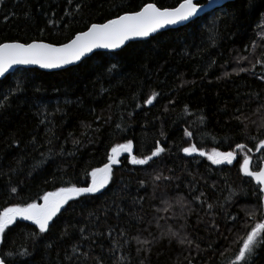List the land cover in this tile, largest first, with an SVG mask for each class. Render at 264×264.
Here are the masks:
<instances>
[{
  "label": "trees",
  "instance_id": "trees-1",
  "mask_svg": "<svg viewBox=\"0 0 264 264\" xmlns=\"http://www.w3.org/2000/svg\"><path fill=\"white\" fill-rule=\"evenodd\" d=\"M184 1L0 0V45H63ZM127 144L133 157L121 153L106 186L89 191ZM263 145L264 0L227 2L63 70L19 68L0 81V218L87 191L46 229L6 226L0 264H264L262 194L243 173L246 161L259 170ZM214 151L233 161L216 164Z\"/></svg>",
  "mask_w": 264,
  "mask_h": 264
},
{
  "label": "water",
  "instance_id": "water-1",
  "mask_svg": "<svg viewBox=\"0 0 264 264\" xmlns=\"http://www.w3.org/2000/svg\"><path fill=\"white\" fill-rule=\"evenodd\" d=\"M197 1L185 0L173 9H161L155 4H148L138 12L94 24L63 45L45 41L4 43L0 45V81L19 68L59 71L80 64L96 52L120 51L130 42L148 40L160 32L185 26L206 12L234 0H206L204 4H198ZM121 153L133 157L125 146L117 148L115 157L103 168L107 178L110 168L117 165ZM243 173L260 187L264 212V161L257 171H252L249 162H245ZM86 191L84 189L77 195Z\"/></svg>",
  "mask_w": 264,
  "mask_h": 264
},
{
  "label": "rangeland",
  "instance_id": "rangeland-1",
  "mask_svg": "<svg viewBox=\"0 0 264 264\" xmlns=\"http://www.w3.org/2000/svg\"><path fill=\"white\" fill-rule=\"evenodd\" d=\"M127 151H132V145L127 144L125 146ZM155 154V153H154ZM116 155V149L112 151V159ZM233 154L212 152L211 159L216 164H226L233 161ZM146 159H136L135 162L144 163ZM248 162V161H246ZM245 164V162H244ZM243 164V166H244ZM250 164V163H249ZM251 168V167H250ZM106 172L102 169L96 170L93 174V183L89 188L91 192H97L106 186L108 178ZM84 190V189H82ZM82 190H63L55 192L45 196L40 203H34L27 207H12L3 212L0 218V242L1 234L6 226L13 224L18 219L30 220L37 224L40 228L46 229L52 219L58 214V212L67 204V202L74 196H76Z\"/></svg>",
  "mask_w": 264,
  "mask_h": 264
}]
</instances>
